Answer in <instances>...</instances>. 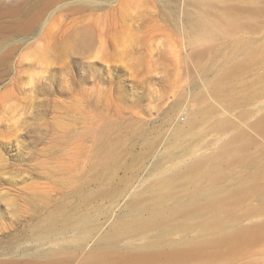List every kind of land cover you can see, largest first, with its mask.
Returning a JSON list of instances; mask_svg holds the SVG:
<instances>
[{"label": "rangeland", "instance_id": "obj_1", "mask_svg": "<svg viewBox=\"0 0 264 264\" xmlns=\"http://www.w3.org/2000/svg\"><path fill=\"white\" fill-rule=\"evenodd\" d=\"M0 264H264V0H0Z\"/></svg>", "mask_w": 264, "mask_h": 264}, {"label": "bare ground", "instance_id": "obj_2", "mask_svg": "<svg viewBox=\"0 0 264 264\" xmlns=\"http://www.w3.org/2000/svg\"><path fill=\"white\" fill-rule=\"evenodd\" d=\"M200 20V18H199ZM204 22H208L207 20H205ZM215 23V22H214ZM210 32V31H208ZM222 32L220 28H218V26L215 24V26H213V30L211 31V33H214L217 34V33H220ZM221 90H224V87L221 86L220 88ZM189 162V161H188ZM186 163V162H185ZM180 163H174L173 165H171L168 169H172V168H175L179 165ZM193 166V165H192ZM177 170V168H176ZM178 173L172 175L171 177H167L166 180H164L165 185H167L166 187H168V185L171 184V182L173 180L176 179ZM171 181V182H170ZM168 189V188H166ZM168 191V190H167ZM171 191V190H170ZM169 191V192H170ZM201 194V193H200ZM200 194H196L194 197H192L191 199H187V200H184V199H177L174 201L173 205L169 206V207H158L156 209H154L151 214L146 217V218H136L134 220H131V221H128L126 223H121V224H118L117 226L114 227V229L108 233L104 238L105 240H109V244L111 243H116L118 242L121 237H126V236H129V235H133V236H129L134 238L135 236L134 235H141L143 233H145L146 231L154 228V227H157L160 232L162 234H168L169 232H171V230L177 226L179 227L180 224H175V220H177V218L180 216V215H183V214H188L189 212H194L195 211V208H196V205L198 203V201L204 197L203 194L202 196ZM209 195V194H208ZM196 213V212H195ZM194 213V214H195ZM197 214V213H196ZM193 215V214H192ZM184 216V215H183ZM262 216V215H260ZM190 218V217H189ZM187 218V219H189ZM195 218V217H192V219ZM203 218V217H202ZM257 218V217H256ZM214 219V218H213ZM196 220V219H194ZM194 220H191V221H194ZM206 220V218H205ZM209 220V219H208ZM211 220V219H210ZM185 221V220H183ZM187 221V220H186ZM197 221V220H196ZM221 222V221H220ZM219 222V223H220ZM260 222V221H259ZM218 223V224H219ZM185 224V223H183ZM191 224V223H190ZM240 224V223H239ZM208 225V224H207ZM227 226V224H224V226ZM236 225H238L236 223ZM182 227V226H181ZM215 226H211V225H208L206 226L205 228L206 229H212L211 231H213ZM223 227V226H222ZM221 227V228H222ZM236 227V226H235ZM220 228V227H219ZM231 228H233L231 226ZM260 228V227H259ZM156 229V228H155ZM218 229V228H217ZM224 228H222L223 230ZM226 229V228H225ZM224 229V230H225ZM227 229H230V228H227ZM157 230V231H159ZM202 230V229H201ZM205 230V229H203ZM215 230V229H214ZM234 230V231H233ZM231 230L232 232L230 233H223V231H221L220 233L222 234H225L223 237L221 235L220 238H217V239H214L213 241L210 242V244H226V245H233V244H236L238 242H240L242 239H244L246 237V235H248V233H255L256 231H258V227H239V228H236V229H233ZM218 231H220L218 229ZM225 232V231H224ZM227 232V231H226ZM229 232V230H228ZM205 233V232H204ZM158 234H160L158 232ZM207 234V232H206ZM210 234V233H209ZM208 234V235H209ZM213 234V232H212ZM171 236V235H170ZM196 236H197V233H196ZM203 236V235H202ZM84 237V236H83ZM144 237V236H143ZM128 238V237H127ZM182 238V237H181ZM190 239V238H188ZM81 240V239H80ZM144 240V239H143ZM151 240V239H150ZM179 240V239H178ZM141 241V240H140ZM140 241H135L134 244H139ZM147 241V240H146ZM153 241V240H152ZM181 241V239H180ZM179 243L174 241V243L176 242L177 244H175L176 246L175 247H178L180 245H196V244H193L192 241H181ZM155 242V241H154ZM207 242V241H205ZM209 242V241H208ZM145 243V242H144ZM173 243V242H171ZM195 243V242H194ZM202 243V242H201ZM112 245V244H111ZM128 245H133V244H128ZM150 245V244H149ZM171 245V244H170ZM144 246V245H143ZM130 247V246H129ZM132 247V246H131ZM148 247V246H147ZM157 247H160L158 245H153V246H150L148 247L149 248V251H153V250H156ZM139 248V247H138ZM142 248V247H141ZM146 248V247H145ZM144 249V248H143ZM192 249V248H190ZM130 250V249H129ZM126 255L129 254V252L125 253ZM99 257L98 255H95L93 256V260L95 262V258ZM102 261V260H101Z\"/></svg>", "mask_w": 264, "mask_h": 264}]
</instances>
